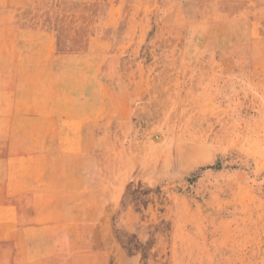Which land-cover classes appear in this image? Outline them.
<instances>
[{
	"label": "rangeland",
	"instance_id": "rangeland-1",
	"mask_svg": "<svg viewBox=\"0 0 264 264\" xmlns=\"http://www.w3.org/2000/svg\"><path fill=\"white\" fill-rule=\"evenodd\" d=\"M0 264H264V0H0Z\"/></svg>",
	"mask_w": 264,
	"mask_h": 264
},
{
	"label": "crops",
	"instance_id": "crops-1",
	"mask_svg": "<svg viewBox=\"0 0 264 264\" xmlns=\"http://www.w3.org/2000/svg\"><path fill=\"white\" fill-rule=\"evenodd\" d=\"M32 108H34V109H37V108H38V106H37V105H35V106H33ZM22 109H23V110H24V109H26V108H25V106H23V107H22Z\"/></svg>",
	"mask_w": 264,
	"mask_h": 264
}]
</instances>
